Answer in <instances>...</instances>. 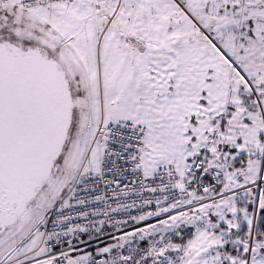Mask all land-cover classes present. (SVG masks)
Returning a JSON list of instances; mask_svg holds the SVG:
<instances>
[{"label":"snow or ice","instance_id":"obj_1","mask_svg":"<svg viewBox=\"0 0 264 264\" xmlns=\"http://www.w3.org/2000/svg\"><path fill=\"white\" fill-rule=\"evenodd\" d=\"M0 264H264V0H0Z\"/></svg>","mask_w":264,"mask_h":264}]
</instances>
